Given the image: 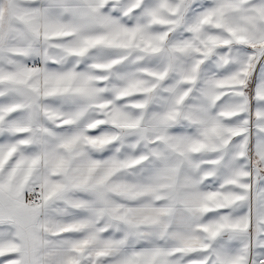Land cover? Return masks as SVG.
Returning a JSON list of instances; mask_svg holds the SVG:
<instances>
[{
  "label": "snow or ice",
  "instance_id": "obj_1",
  "mask_svg": "<svg viewBox=\"0 0 264 264\" xmlns=\"http://www.w3.org/2000/svg\"><path fill=\"white\" fill-rule=\"evenodd\" d=\"M0 264H264V0H0Z\"/></svg>",
  "mask_w": 264,
  "mask_h": 264
}]
</instances>
